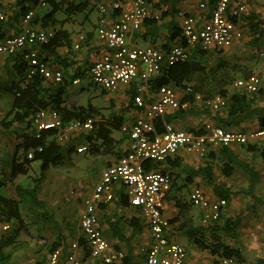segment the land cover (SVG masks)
I'll return each mask as SVG.
<instances>
[{"label":"built area","instance_id":"obj_1","mask_svg":"<svg viewBox=\"0 0 264 264\" xmlns=\"http://www.w3.org/2000/svg\"><path fill=\"white\" fill-rule=\"evenodd\" d=\"M18 0H0V5ZM51 0H38L41 7H46ZM231 0H220L211 12L210 19L198 25L191 15L182 16L181 41L172 45L168 52L130 44V37L140 30L150 18L146 0H98L99 23L98 39L103 42L106 51L91 67V85L100 86L106 92L116 91L120 85H130L139 80L137 95L134 97L136 107L144 109V115L137 118L130 129H124L129 135L130 144L126 154L109 166L94 186L91 196L86 200L78 224L79 236L68 250L57 248L50 253L45 264H85L79 256L87 250L91 257L100 259L104 264L123 262L125 254L112 251L104 235L98 211L117 198L116 191H122L132 207L138 208L148 224L152 235V244L146 253L145 264H185L186 247L169 235L170 222L164 216L163 198L172 190L173 176L170 173L147 170L148 162L162 165L184 152L199 157H207L215 148L255 145L264 148V129L251 132H231L225 128L208 123L204 133L195 134L179 130L173 124L165 123L159 133L157 121L163 119L169 110L187 111L193 106L205 105L214 112L226 108L228 102L221 95L211 98L195 93L191 88L185 92L192 100H181L169 86L158 90L157 99L146 104L142 93L150 88L151 81L159 76L163 64L173 66L186 63L191 59V49L198 47L201 51L222 50L233 46L236 38L241 37L232 18H240L245 12V4L231 8ZM203 8L204 6L201 5ZM117 14V20L110 27L106 26L108 16ZM35 18V11L30 10L23 19L29 24ZM6 21V15L0 9V22ZM55 37L53 31L36 30L26 27L17 36L0 39V55L20 54L27 67L28 77L40 76L46 81L61 83L64 80L62 71L54 70L51 65L40 59L38 47L48 45ZM86 40L80 36L75 48ZM264 56V53H262ZM80 79L74 81L79 85ZM235 86L255 95L261 87L259 76L240 80ZM95 119L71 120L63 122L59 113L40 110L33 118L36 138L44 133H55L54 140L68 145L81 134L95 130ZM89 147H81L78 153H86ZM43 147L29 150L27 160L32 161ZM193 206L203 211V225L209 226L218 222L227 208L225 199L210 201L201 188L190 194ZM12 226L0 219V235L9 233ZM219 264H244L236 257H219Z\"/></svg>","mask_w":264,"mask_h":264},{"label":"crops","instance_id":"obj_2","mask_svg":"<svg viewBox=\"0 0 264 264\" xmlns=\"http://www.w3.org/2000/svg\"><path fill=\"white\" fill-rule=\"evenodd\" d=\"M37 1L18 0L15 2L0 5V9L6 15V21L0 22V39L17 36L21 34V32L26 27H30L36 30L53 31L55 35L59 33L61 43L63 44L56 50V57L59 60H56V57L49 58L50 62L48 63L53 69L62 71L67 80H71L72 77H76V79L81 80L80 84H82V82L85 80L89 81L90 83V70L92 65L94 64V62L99 60V58L106 51H108L106 45L101 42L97 36V28L99 23V13L97 9L98 0H51L47 5L49 6L48 12L42 17L38 15V10L42 7L39 5V3L36 4ZM174 1L176 0H146L148 11L150 13V18L145 21L139 31H137L132 37H130V44L143 48L153 47L163 52H168L172 45L181 41L183 15L193 16L197 21L198 25H203L211 17V12L207 0H180V2L175 6V10L178 11L176 16L173 17L170 14L164 16V13H170L174 5ZM232 4L233 5L231 6V8L235 7L237 4H245L246 10L242 15L246 16L253 14L256 18L264 20V0H232ZM201 5H203L204 7L202 8ZM76 7H79V9H77ZM30 10L35 11V18L29 24H25L23 22L24 15L27 11ZM49 14H52V16L46 17ZM116 20L117 14H111L107 18L106 26L110 27L115 23ZM235 24L237 30L241 32V37L236 38L233 46L230 48L222 50H209L204 60H202V63H204V65L207 67L208 72L215 71L221 63L237 67L235 80L233 84L227 87L228 92L231 94L246 92L244 89L235 86V83L237 81L248 79L251 76H259V78L261 79V94L255 95V104H253V106L257 108H263L264 56H262V53H264V24H261L258 28H252L249 23L242 20L238 21ZM176 25H178V27H175ZM177 34L178 36L175 39H172V36ZM81 35H84L86 37V40L80 44V49L77 50L75 48V45L79 43ZM199 52L202 51L198 47L191 49V58L198 57ZM196 54L198 56H196ZM62 61H64V64H60V62ZM164 65H166V63H164L163 66ZM18 68L19 65L14 61H10L9 56L0 55V91L3 92L2 95H8L2 97V100L5 102V105L0 106L3 107L1 110L2 113L0 114V122L5 120L8 117L10 111L12 110L13 96L9 92V89L14 84H19L21 82V74L18 72ZM76 79H74V81ZM4 81H6L5 84H3ZM74 81L73 86L68 89L64 104L65 108L68 110H77L79 108H87L89 105H91L98 112V115L93 118L96 121L94 132L86 133V135L94 133L95 138L97 136L96 125H99L100 123L109 124V128H111L114 124L120 125V128L117 130H113L111 134V137L114 140V148L112 149V152L110 154L96 156L95 154H92L90 152V144L83 143L80 145V147H75L74 152L65 155V157L71 158L75 154H78L77 150L79 148L84 146L89 147V150L85 153V156L90 158L93 157L100 160L97 163L100 168L95 169V173L99 175L100 179L102 173L109 166L117 162L119 158L123 157L129 148V135L125 132L124 129H130L134 124L135 120L144 115V109L136 107L134 103V97L137 95V90L138 87L141 86V82L137 80L134 83H131L130 85H120L116 91H113V93L102 91L101 95L105 96L107 100L111 102L112 111H107L108 108L104 109L102 107L95 106L92 103L77 104L76 95H78L79 93L72 92V88L74 86H77L74 84ZM189 85H194V82ZM169 87L176 92V95L179 99L185 100L186 98H188V96L185 95V89L177 88L172 85H170ZM157 93L158 90H153L151 88V85L150 88H144L142 96L145 103L148 105L155 99H157ZM133 94L135 95L134 97ZM197 107L198 108L194 110L197 114H195L194 116H186L183 118L174 119L172 121V124L179 130L195 134H202L204 133L203 129L206 124H217L216 120H223L227 118L228 107L222 109L219 112H214L205 105ZM175 114L176 113L173 110H169L167 113V115L171 116ZM165 123L167 122H164V124ZM223 128L231 132L243 133H251L261 130L258 119L248 120L239 126H228ZM14 142L15 138L12 137L8 144L9 149L7 150L6 140L2 136H0V159H3L5 156L11 154V144H13ZM94 142H96V140H94ZM68 145H70V143ZM235 148L236 146L232 147L235 153L239 155L241 160L249 163L250 165L252 162L246 161V159L243 158V153H246L245 158H255V156H259L254 152H248L246 148H243V152L241 151V154V152H239L240 150ZM219 150L220 148H215L212 150V152H216ZM21 155L25 154L21 152L19 154V159ZM65 157L63 161L65 160ZM259 158L261 157L259 156ZM25 159L26 155L24 157V160ZM63 161L61 164H63ZM261 161L263 162L262 158ZM35 162H32L30 164V171L32 169V164ZM208 163V157H199L196 155L180 152L176 157L168 160V162L162 165L157 164V166L159 165L157 167L159 169L158 171L164 170V173H170L173 176L172 190L167 193L163 198L164 216L170 222L179 216V207H182L183 217L181 218L180 222L176 224L170 223L169 235L172 236L174 240L180 242L184 246H187L190 242H192V244L194 243L190 239L189 235H186L185 232L180 230V226L182 224L185 223V225L188 224L191 226L198 227L210 226L203 225L202 209L199 207H195L191 204V192L196 188H201L210 201L215 202L219 199V197L214 192L213 186L209 185L205 180H203L202 177L191 175L188 172L189 170L193 171L198 170L200 168H204ZM149 166L154 167V165L152 164H150ZM251 166L254 167L253 165ZM220 168L221 165L217 162L213 164L215 183L221 188L235 193L236 196L238 192L236 193V191H234V186L232 187L229 181L223 180V183H221V178H217V176H221L226 179H231L234 176L229 178L225 177L224 175H222V173H220ZM255 169L256 171L260 172L258 168ZM218 170L220 171L219 175H217ZM260 174L262 181L263 174L262 172H260ZM258 185L256 187V192ZM248 187V179L244 176V179L241 181V186L239 190L247 189ZM2 189H4V187L1 188L0 191ZM116 194L117 198L113 202L107 205H102L98 211L99 218L102 222V229L104 231V235L110 243L112 251H121L125 254L126 258V256L129 254V250L131 249L135 258V263L145 264L147 250L150 248L153 242L151 231L148 227L147 222L142 216L141 210L132 207L128 198L125 197L122 191L118 190L116 191ZM234 197L228 203L227 208L223 211L221 220L229 218L235 219V209L234 207H232V204L235 201ZM88 198L89 197L85 199V202ZM249 200L251 201L250 198ZM249 204H253L252 201L251 203L249 202ZM1 211L2 210H0V219L13 225L15 219L9 220L8 217L1 214ZM241 216V225L237 230L238 237L235 238V240L238 239L237 241H240L242 233H245L248 236L249 230L255 232L259 228V222L257 220L253 219L250 225L247 226L244 224L245 218H247V214ZM133 220L139 221L140 226L142 227L141 233H134L132 226H129L128 223ZM112 225H116V228H118V230H120L122 234H124L126 240L128 239L129 242L121 241L119 238H117L112 230ZM78 236L79 233L77 232V236L75 237V240L72 243H69L68 245H63L59 248H64L68 250L70 246L77 240ZM208 236L209 235H207V237ZM251 236H254V234H251ZM223 243L229 246L230 248L234 249L233 247H231V245L225 243L224 239ZM234 250L238 249L235 248ZM205 251L209 252L212 258H214V256L209 250ZM239 252L242 258L245 259L243 252ZM87 254L88 258L86 257ZM49 255L50 253L45 256L43 255V257H41L39 260V264H45L48 260ZM79 256L83 257V261L85 264H104L102 260L92 258L87 250H84L82 254L79 252ZM8 264L27 263L18 260L17 258L15 259V257L12 256L10 257ZM118 264H123V262ZM185 264L197 263L192 262L191 259H189L187 256V261Z\"/></svg>","mask_w":264,"mask_h":264},{"label":"trees","instance_id":"obj_3","mask_svg":"<svg viewBox=\"0 0 264 264\" xmlns=\"http://www.w3.org/2000/svg\"><path fill=\"white\" fill-rule=\"evenodd\" d=\"M207 1L210 12H212L220 0ZM179 2L180 0L174 1V5L170 13H164V16L170 14L175 17L178 12L175 10V6ZM36 4H38V1ZM232 5L231 0L230 7ZM76 8L79 9V7ZM28 12L29 11H27L26 14ZM50 16H52V14H49L46 17ZM240 20L249 23L252 28H258L261 24H264V20L256 18L253 14L246 16L242 15L240 18H232L234 23H237ZM175 27H178V25ZM177 36L178 34L173 35L172 39H175ZM62 45L59 33H57L48 45L38 47L40 59L50 62L49 58L56 57V50ZM207 53L208 51L199 52V56L196 54L198 57H192L190 61L186 63H179L173 66L164 65L162 67L161 74L151 81V88L153 90H159L163 86L170 85L185 90L191 88L193 92L202 94L206 96V98H211L214 95L219 94L226 98L228 102V114L226 119L216 120L218 126H239L248 120L258 119L260 129H264V107L257 108L253 106V104H255V95H260L261 90H259V92L255 95H250L247 92L235 94L229 93L227 87L233 84L237 67L221 63L215 71L208 72L207 67L204 63H202V60H204ZM9 60L14 61L19 65L18 72L21 74V84H14L10 87L9 92L13 96L12 110L8 114V117L0 122V136L6 140L7 145L12 137L15 138V142L11 144V154L5 156L3 159H0V165L2 167V170L0 171V189L8 182L15 180L18 176L28 175L30 171V164L32 162L39 161L40 175L35 181L34 188L25 189L21 185H16L15 187L16 192L20 197H24L26 200L30 199L33 204H37V193L43 182L46 180L47 174L50 172L52 167H56L61 164L66 154L74 152L75 147L83 143H89L90 152L96 156L110 154L114 148V140L112 139L111 134L113 130L119 129L120 125L114 124L111 128H109V124H97V136L95 138L94 133L90 135L81 134L73 140L74 142L72 141L73 143L70 142V145L68 146L57 143L53 138L55 133L46 132L41 138H36L33 128V118L40 110L55 111L59 113L62 121L65 123L71 120L86 121L89 118L97 116L98 112L91 105L87 108H79L77 110H68L65 108L64 104L68 89L73 86V81L76 77H72L71 80H67L64 75V80L61 83L46 81L40 76L29 78L27 67L25 66L23 58L20 54L9 55ZM56 60L59 59L57 58ZM63 62L64 61L60 62V64H64ZM193 82L194 85H189ZM134 96L135 95L133 94V97ZM192 99V97L188 96L185 100ZM197 108V106H193L187 111L178 110L175 111L176 114L173 116L166 114L163 120L159 119L156 124L158 132L161 133L163 131L164 122L172 124L174 119L194 116L197 114L194 110ZM94 140H96V142H94ZM40 147H43V151L41 153H36L32 161L25 159L20 163L19 154L21 152L26 155L29 150H37ZM240 147L246 148L248 152L258 154L264 162V148L255 147L253 145ZM207 157L209 163L204 168L193 171L189 170L188 172L191 175L202 177L209 185L213 186L214 192L219 199H225L229 203L235 196V193L225 190L215 183L213 164L216 162L220 164L221 173L227 178L234 176L236 171L239 169L248 179L249 187L247 189L240 190L236 195L249 197L253 203V207L258 205L264 206V199H262L256 192V187L261 181L260 172L256 171V169L249 163L241 160L232 147H222L216 152L211 151ZM150 164L154 165V167L149 166ZM158 166L157 163L153 162H148L146 164L147 170H159L157 168ZM160 171L164 172V170ZM0 206L2 208L4 207V209H1V214L8 217L9 220L15 219L23 224L21 215L17 211L18 205L15 201L8 200L0 196ZM179 209V216L170 221L171 224L180 222L183 217L182 207H179ZM221 219L222 216L218 222L211 224L209 227L191 226L188 224L185 225L184 223L180 226V230L185 232L186 235H189L194 245L202 250H209L214 257H236L243 263V258L240 252L225 245L222 238V234H227L233 238H237V230L241 225L242 219L241 217H237L236 219ZM128 224L129 226H132L134 233L139 234L142 232V227L140 226L139 221L133 220ZM112 230L114 235L121 241L129 242L128 239L126 240L124 234L116 228V225H112ZM19 233L20 230L16 234ZM207 235H209L208 242ZM15 240L16 235L9 237L5 242L0 241V264H4V262L9 260L10 255L5 254V249L12 246L15 243ZM61 246L62 244L60 242L54 243L51 252ZM86 257L88 258V254ZM260 263L264 264V260H261ZM123 264H136L131 249L129 250V254L124 259Z\"/></svg>","mask_w":264,"mask_h":264},{"label":"rangeland","instance_id":"obj_4","mask_svg":"<svg viewBox=\"0 0 264 264\" xmlns=\"http://www.w3.org/2000/svg\"><path fill=\"white\" fill-rule=\"evenodd\" d=\"M48 10L49 6L39 8L38 15L42 17ZM90 83L85 80L82 84L72 88L73 93H79L76 95V103H92L104 109L108 108L107 111H112L111 102L101 95L104 90L95 84L91 86ZM2 93L0 91V106L5 105L2 97L7 95H2ZM110 93H113V91ZM2 108L0 107V114L2 113ZM80 145L77 147H80ZM6 146L8 150L9 145ZM235 149L240 150L239 152L243 150L240 146H236ZM245 156L246 153L244 152L243 158L246 161H251V165L258 168L263 174V179L257 188V194L264 199V164L259 156H255V158H245ZM24 157L25 155L20 156V162L24 161ZM72 157H65L63 164L53 167L47 174L46 180L37 193V204H33L30 199H27V201L26 198L20 197L15 187L16 185H21L25 189L34 188L35 181L40 175L39 162L32 164V169L28 176H18L12 182H8L4 189L0 191L2 197L17 203V211L21 215V219H23V224L15 220L13 225H11L10 232L0 235V241L2 242L16 235L15 243L5 249V254L10 255L9 259L13 256L15 259L17 258L27 264H39V260L43 255L51 253L54 243L60 242L63 246L75 240L80 214L85 206V199L90 197L93 187L99 179L95 169L100 168L97 165L100 160L86 157L85 153H78ZM219 172L218 170L217 175H219ZM217 178H221V183H223V180L229 181L237 193L240 191L244 175L241 170H237L231 179L221 176H217ZM234 198L235 201L232 204L235 209L234 218L247 214L244 224L249 226L251 221L255 219L259 222V228L255 232L249 230L248 236L242 233L240 241L227 234H223L222 238L225 243L243 252L245 256V259H242L244 264H261L260 261L264 260V206L253 207V204H249V202L251 203L249 197L242 195H236ZM1 209H4V207H0ZM19 230L20 233L16 234ZM251 234H254V236H251ZM208 241L209 236L207 238ZM185 247L188 252V258L192 262L197 264H219V257L212 258L209 252L198 248L192 242ZM8 263L9 260L4 262V264Z\"/></svg>","mask_w":264,"mask_h":264}]
</instances>
